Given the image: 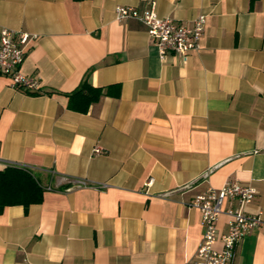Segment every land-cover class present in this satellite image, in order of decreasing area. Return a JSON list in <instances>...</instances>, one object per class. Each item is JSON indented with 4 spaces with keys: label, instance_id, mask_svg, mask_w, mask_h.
I'll return each instance as SVG.
<instances>
[{
    "label": "crops",
    "instance_id": "1",
    "mask_svg": "<svg viewBox=\"0 0 264 264\" xmlns=\"http://www.w3.org/2000/svg\"><path fill=\"white\" fill-rule=\"evenodd\" d=\"M148 1L0 0V32L32 36L21 70L39 85L0 75V171L45 188L0 212V264H187L203 233L190 201L230 179L262 220L232 264H264V0H155L160 18H205L199 49L165 62L142 24L115 19ZM83 79L104 94L79 113L67 94Z\"/></svg>",
    "mask_w": 264,
    "mask_h": 264
},
{
    "label": "built area",
    "instance_id": "2",
    "mask_svg": "<svg viewBox=\"0 0 264 264\" xmlns=\"http://www.w3.org/2000/svg\"><path fill=\"white\" fill-rule=\"evenodd\" d=\"M155 5V0H149L142 11L134 7H116L115 19L142 24L162 62L170 55L185 57L196 52L204 33L205 18L200 16L183 25L170 18L158 17ZM31 39V35L20 31L3 29L0 32V75L8 77L16 89L36 94L39 92L36 79L24 75L21 70ZM101 153L100 148L93 151L94 155ZM255 195L253 188L230 179L220 190L208 189L190 201L189 206L200 213L203 233L194 260L187 264H232L240 241L250 229L262 224L260 216L245 212V207L252 203ZM225 202L232 205L224 206ZM222 215L228 218L227 228L225 233L219 234L217 222ZM217 244L220 245L219 250Z\"/></svg>",
    "mask_w": 264,
    "mask_h": 264
},
{
    "label": "trees",
    "instance_id": "3",
    "mask_svg": "<svg viewBox=\"0 0 264 264\" xmlns=\"http://www.w3.org/2000/svg\"><path fill=\"white\" fill-rule=\"evenodd\" d=\"M103 94L102 88L93 87L87 79H83L76 90L67 94L69 108L86 113L90 105L97 102ZM106 94H109L108 91ZM44 189L31 172L22 168L6 167L0 171V212L7 206L21 205L26 209L40 203Z\"/></svg>",
    "mask_w": 264,
    "mask_h": 264
}]
</instances>
